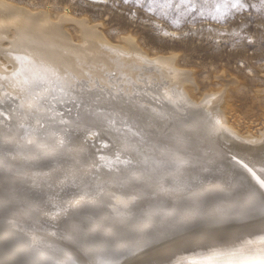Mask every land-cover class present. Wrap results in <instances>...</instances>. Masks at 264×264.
I'll return each mask as SVG.
<instances>
[{
  "label": "bare ground",
  "instance_id": "6f19581e",
  "mask_svg": "<svg viewBox=\"0 0 264 264\" xmlns=\"http://www.w3.org/2000/svg\"><path fill=\"white\" fill-rule=\"evenodd\" d=\"M198 72L87 16L0 0V264H176L259 247L264 127L238 111L242 81ZM10 222L36 244L17 243Z\"/></svg>",
  "mask_w": 264,
  "mask_h": 264
},
{
  "label": "rangeland",
  "instance_id": "374dc122",
  "mask_svg": "<svg viewBox=\"0 0 264 264\" xmlns=\"http://www.w3.org/2000/svg\"><path fill=\"white\" fill-rule=\"evenodd\" d=\"M7 1L21 7L50 11L54 18L67 10L77 17L87 16L94 22L103 23L113 41L120 35H136L152 52L177 54L180 67L210 75L213 82L226 84L238 78L245 86L242 85V92L235 98L239 113L253 122L254 128L264 127V97L259 99L253 95L254 90L264 87V9L257 11L251 7L252 4L259 7L261 0H245L250 7L226 23L197 17L196 22H185L179 30L162 19L146 16L139 8L123 4L122 0H107L106 3L95 0ZM132 12L136 15H131ZM156 24L180 39L163 36L154 27ZM106 202L102 200V204ZM9 231L17 234L15 239L22 246L36 244L14 223Z\"/></svg>",
  "mask_w": 264,
  "mask_h": 264
},
{
  "label": "snow or ice",
  "instance_id": "6c2138e0",
  "mask_svg": "<svg viewBox=\"0 0 264 264\" xmlns=\"http://www.w3.org/2000/svg\"><path fill=\"white\" fill-rule=\"evenodd\" d=\"M95 2L106 3L107 0H95ZM122 3L131 8H139L146 16H153L169 22L178 30L185 22H196L197 17L226 23L229 18L234 19L235 14L250 7L245 0H122ZM251 7L256 8L257 11L264 9V0H261L259 7L255 4H252ZM130 14L136 15L135 12ZM154 27L163 36L180 39V37L173 36L172 33L161 29L158 24ZM234 34L239 35V33ZM42 79V77L37 76L31 82L40 83ZM28 82L26 78L25 83ZM101 159L104 158L101 157ZM243 166L248 168L246 164ZM248 171L252 172V169L248 168ZM252 175L255 176L256 174L252 172ZM256 179L260 186L264 187V179L260 177H256ZM176 264H264V237L261 238V244L255 250H252L250 243L246 242L238 247L209 251L188 262L178 260Z\"/></svg>",
  "mask_w": 264,
  "mask_h": 264
},
{
  "label": "water",
  "instance_id": "95a60500",
  "mask_svg": "<svg viewBox=\"0 0 264 264\" xmlns=\"http://www.w3.org/2000/svg\"><path fill=\"white\" fill-rule=\"evenodd\" d=\"M128 128H131L132 129L131 126L126 127V129H128ZM17 161L19 163H21L20 159H17L16 161L15 160L14 161H10V162L8 161V166L11 167V165H17L18 164ZM26 169H27V167H26ZM13 170H14L13 168L11 170H9L10 173H8V174H9L10 179H15L16 181L22 180L23 182H25L26 180L28 181L27 175H26V177L25 176L24 177H21L22 175L18 174L17 171H13ZM11 172H14V173H11ZM34 177H35L34 175H30L31 181L34 179Z\"/></svg>",
  "mask_w": 264,
  "mask_h": 264
}]
</instances>
